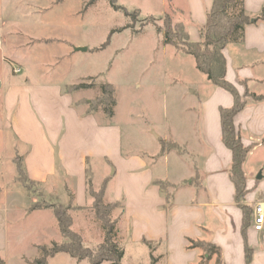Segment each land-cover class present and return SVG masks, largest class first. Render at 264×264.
Returning a JSON list of instances; mask_svg holds the SVG:
<instances>
[{
    "label": "crops",
    "instance_id": "1",
    "mask_svg": "<svg viewBox=\"0 0 264 264\" xmlns=\"http://www.w3.org/2000/svg\"><path fill=\"white\" fill-rule=\"evenodd\" d=\"M162 2L161 15H179L178 23L185 26L190 42H200L212 1ZM244 8L248 15L257 17L263 11L264 0H244ZM6 44L5 39L3 47ZM0 51L4 53V62L5 49ZM18 52L16 49V56L12 58L21 69L19 74L23 69L32 75L28 56ZM224 55L226 80L245 103L234 123L243 145L250 149L243 166L247 189L243 204L251 208L246 231L247 245L252 250L250 264H264V231L252 229L253 207L264 201V175L257 176V170L264 165V21L247 26L243 42L227 46ZM51 79L9 80L5 88L1 83L3 131H12L16 147H23L17 154L22 158L30 182L46 188L50 194H58L62 204L67 200L69 205L74 203L81 213L90 206L87 193L90 167L102 162L109 173L103 180V184L108 182L104 201L122 204L117 218L119 237L126 244L149 248L144 241L152 243L150 255L161 257L163 264H200L203 252L187 250V247L189 240L206 241L221 250L225 264H245L244 213L235 199L236 190L230 178L233 154L223 142L220 117L222 108L230 109L235 104L230 92L209 84L191 90L200 104L192 142L180 143L168 132L161 139L151 131V149L132 151L134 144L125 145L116 111L111 120L102 110L89 112V103L98 97L91 95L94 88L72 92L70 88L74 85ZM171 84L175 88L178 80ZM163 89L167 91L165 84ZM163 89L156 87V91ZM188 111L196 113L195 109ZM163 114L166 111L160 114L163 117L160 124L166 125ZM147 120L150 127L156 126L154 120ZM169 139L196 154L197 165L188 166L177 155L170 166L169 155L174 152L162 148V143ZM193 176L198 177L196 185L192 184ZM6 207L5 215L9 212ZM29 209L16 216L25 220L33 213L52 211L29 212ZM23 220L16 221L15 225ZM96 227L100 232L98 223ZM8 230L5 222V241ZM81 237L85 243L82 234ZM0 258L7 264L6 259ZM208 263L215 264V258Z\"/></svg>",
    "mask_w": 264,
    "mask_h": 264
},
{
    "label": "rangeland",
    "instance_id": "2",
    "mask_svg": "<svg viewBox=\"0 0 264 264\" xmlns=\"http://www.w3.org/2000/svg\"><path fill=\"white\" fill-rule=\"evenodd\" d=\"M89 1L0 0V34L3 42L5 39L7 42L3 47L6 64L2 60L4 50L0 51V256L7 264L34 262L40 257L38 246L62 243L64 239L52 211L33 213L25 220L16 216L36 203H62L58 194H50L46 188L19 178L18 169L23 170L24 166L17 151L22 152L23 147H16L17 140L12 131H3L5 117L1 114V83L3 88L8 86L9 80L16 82L26 78L40 82L52 78L66 85L93 83V96L100 95L103 84H110L117 97L116 122L121 125L125 145L134 144L132 151L151 149V131H155L159 138L168 132L173 133L180 143L192 142L200 104L191 90L206 84L213 86L207 76L197 70L192 57L164 44L158 29L165 30L167 16L173 25L181 18L173 13L161 15L163 0H117L118 5L130 13L137 11L136 18L114 10L109 0H97L94 5H89ZM106 43L108 45L102 49ZM76 48H87V51H76ZM16 49H19L17 54L28 56L32 75L23 69L21 74H15L14 71L19 69L12 58L14 54L16 56ZM174 80H178L175 88L171 84ZM164 84L167 91L163 89ZM160 86L163 91H156ZM188 109H195L196 113L192 114ZM163 111H166L163 114L166 115V125L160 124ZM147 118L154 120L156 126L150 127ZM166 144L165 151L174 152L169 155L170 166L177 155L188 166L197 165V156L189 148L173 139ZM91 167L92 186L99 191L109 173L102 162L93 163ZM262 175L264 165L257 170V176ZM196 183L198 177L193 176L192 184ZM70 204L74 219L72 229L82 234L86 248H95L103 242L104 232L92 209L93 199L90 198V206L81 213L74 203ZM62 205L67 207L68 200ZM5 207L9 209L7 215ZM121 208L122 204L116 203L112 220L118 221L117 212ZM22 220L15 225L16 221ZM5 222L9 227L6 241ZM119 242L125 250L122 264H151L148 247L126 244L121 237ZM154 258L158 264H163L161 257L155 255ZM199 263L207 264L205 260ZM48 264L90 263L60 254L51 258Z\"/></svg>",
    "mask_w": 264,
    "mask_h": 264
},
{
    "label": "trees",
    "instance_id": "3",
    "mask_svg": "<svg viewBox=\"0 0 264 264\" xmlns=\"http://www.w3.org/2000/svg\"><path fill=\"white\" fill-rule=\"evenodd\" d=\"M97 0H90L89 5H94ZM212 8L207 15V23L201 29V41L192 43L185 26L182 23L172 24L167 16L165 30L158 29L163 36L165 45L173 46L182 54L192 57L195 60L197 70L206 75L208 80L217 87L230 92L235 104L230 109L222 108L220 110L222 124V138L225 146L233 154L232 166L230 169V178L236 190V202L244 213L243 235L245 238V264L252 261V250L247 245L246 231L249 227L251 208L244 205L243 201L247 194L246 177L243 166L249 155L250 149L242 143L241 136L237 132L234 119L243 111V103L237 90L226 80V58L224 50L229 45L240 44L244 40L245 29L247 26L255 25L264 21V8L260 15L251 17L244 8V0H211ZM110 5L116 11L123 12L127 17L136 18L138 12L130 13L125 7L118 5L117 0H109ZM122 31V30H121ZM108 43L103 45L105 49ZM93 83H82L74 85L70 91H79L92 89ZM117 107L116 91L110 84L101 86L100 95L89 103V112L102 110L106 117L111 120L115 116ZM167 144L162 143L163 151ZM19 178H26L25 170L19 167ZM108 182H105L99 191H95L92 186L90 172L87 176V193L93 199L92 209L95 212L96 220L99 222L104 232V240L93 249L86 248L80 234L73 228V218L70 214L71 205L65 207L62 204H34L29 212L50 209L57 220L59 231L65 240L62 243L53 242L52 245L38 246L40 257L29 264H48L51 258L60 254H67L78 261H88L90 264H122L125 250L119 242L118 221L112 220V212L116 208L115 204L104 202V195ZM144 243L153 247V244L147 241ZM200 249L203 252L202 259L210 262L215 258V264H225L221 257V250L212 243L205 241L189 240L187 250ZM0 264L4 261L0 258ZM151 264H158V260L151 254Z\"/></svg>",
    "mask_w": 264,
    "mask_h": 264
},
{
    "label": "built area",
    "instance_id": "4",
    "mask_svg": "<svg viewBox=\"0 0 264 264\" xmlns=\"http://www.w3.org/2000/svg\"><path fill=\"white\" fill-rule=\"evenodd\" d=\"M3 48V38L0 34V50ZM15 74H19L21 69H16ZM252 229L256 232L264 231V201L258 202L253 207V224Z\"/></svg>",
    "mask_w": 264,
    "mask_h": 264
},
{
    "label": "water",
    "instance_id": "5",
    "mask_svg": "<svg viewBox=\"0 0 264 264\" xmlns=\"http://www.w3.org/2000/svg\"><path fill=\"white\" fill-rule=\"evenodd\" d=\"M76 51L86 52L87 48H76ZM259 178H261V176Z\"/></svg>",
    "mask_w": 264,
    "mask_h": 264
}]
</instances>
